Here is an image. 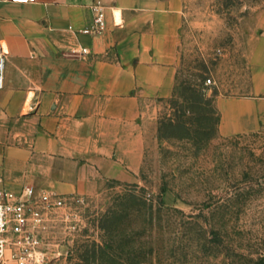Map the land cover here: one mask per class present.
Instances as JSON below:
<instances>
[{"label": "crops", "instance_id": "obj_1", "mask_svg": "<svg viewBox=\"0 0 264 264\" xmlns=\"http://www.w3.org/2000/svg\"><path fill=\"white\" fill-rule=\"evenodd\" d=\"M98 1L106 30L85 34ZM195 1L0 0V189L89 197L132 182L157 142L160 104L174 95ZM259 28L251 94L216 98L224 136L264 124V14Z\"/></svg>", "mask_w": 264, "mask_h": 264}, {"label": "rangeland", "instance_id": "obj_2", "mask_svg": "<svg viewBox=\"0 0 264 264\" xmlns=\"http://www.w3.org/2000/svg\"><path fill=\"white\" fill-rule=\"evenodd\" d=\"M262 14L264 0L190 6L178 82L141 172L69 197L47 264H264V124L224 136L216 107L252 92Z\"/></svg>", "mask_w": 264, "mask_h": 264}, {"label": "built area", "instance_id": "obj_3", "mask_svg": "<svg viewBox=\"0 0 264 264\" xmlns=\"http://www.w3.org/2000/svg\"><path fill=\"white\" fill-rule=\"evenodd\" d=\"M32 4L37 0H3ZM93 19L85 34L99 35L107 27L105 6L92 5ZM81 54L89 53L83 48ZM6 54L0 50V89L5 82ZM210 80H208V83ZM69 197L25 185L20 192L0 189V264H47L49 236L57 220L66 221Z\"/></svg>", "mask_w": 264, "mask_h": 264}]
</instances>
